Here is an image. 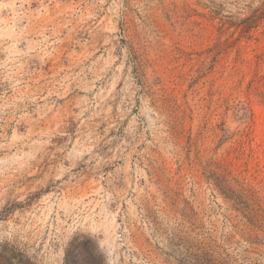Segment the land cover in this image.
Returning <instances> with one entry per match:
<instances>
[{"label": "rangeland", "instance_id": "obj_1", "mask_svg": "<svg viewBox=\"0 0 264 264\" xmlns=\"http://www.w3.org/2000/svg\"><path fill=\"white\" fill-rule=\"evenodd\" d=\"M0 264H264V0H0Z\"/></svg>", "mask_w": 264, "mask_h": 264}]
</instances>
